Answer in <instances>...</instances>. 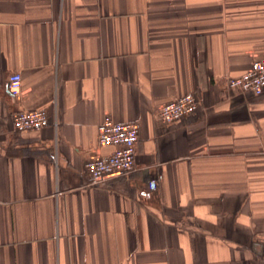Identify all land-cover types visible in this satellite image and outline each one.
Wrapping results in <instances>:
<instances>
[{
	"label": "crops",
	"instance_id": "1",
	"mask_svg": "<svg viewBox=\"0 0 264 264\" xmlns=\"http://www.w3.org/2000/svg\"><path fill=\"white\" fill-rule=\"evenodd\" d=\"M261 57L264 0H0V264H264V90L226 86ZM105 116L136 167L94 185Z\"/></svg>",
	"mask_w": 264,
	"mask_h": 264
},
{
	"label": "built area",
	"instance_id": "2",
	"mask_svg": "<svg viewBox=\"0 0 264 264\" xmlns=\"http://www.w3.org/2000/svg\"><path fill=\"white\" fill-rule=\"evenodd\" d=\"M20 72H12L8 77V89L14 101L18 99L21 86ZM226 86L231 91H251L260 94L264 90V57L254 59L250 67L226 78ZM198 99L192 92L178 95L161 105L157 118L173 121L193 113L198 107ZM49 124V117L43 108L19 109L12 116L13 128L19 130L39 129ZM140 125L137 121H115L105 116L97 125L98 144L112 146V150L101 156L91 157L84 163L92 184H99L113 176L128 174L136 167V150ZM154 180L149 181L153 187Z\"/></svg>",
	"mask_w": 264,
	"mask_h": 264
}]
</instances>
